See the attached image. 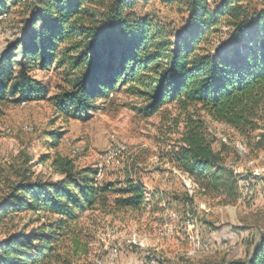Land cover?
<instances>
[{"label":"trees","instance_id":"trees-1","mask_svg":"<svg viewBox=\"0 0 264 264\" xmlns=\"http://www.w3.org/2000/svg\"><path fill=\"white\" fill-rule=\"evenodd\" d=\"M139 1L0 0V17L13 9L21 15L18 35L0 50V104L50 101L60 116L80 121L114 92L139 96L147 115L177 106L185 124L171 150L174 166L202 194L235 205L246 178L232 167L236 149L201 115L236 130L251 151H264V0H164L182 5L178 25L139 14ZM38 70L60 72L57 92L36 78ZM64 134L54 130L50 146L57 149ZM46 158L59 180L21 167L0 193V228L7 230L0 264H78L89 253L84 212L106 206L109 193L120 209L150 204L145 186L131 178L115 188L98 183V167H79L59 152ZM154 198L158 204L163 196ZM200 264H264V229L244 258Z\"/></svg>","mask_w":264,"mask_h":264},{"label":"rangeland","instance_id":"rangeland-1","mask_svg":"<svg viewBox=\"0 0 264 264\" xmlns=\"http://www.w3.org/2000/svg\"><path fill=\"white\" fill-rule=\"evenodd\" d=\"M181 8L164 0H140L136 11L178 25L185 17ZM20 19L18 9L0 19V50L18 35ZM35 76L52 93L63 84L56 70H38ZM144 104L137 95L114 92L98 102L99 109L88 121L66 120L50 101L0 104V193L9 180L18 179L21 167L29 168L34 177L59 180L51 159H41L59 152L79 167H98L99 184L112 183L117 188L131 178L145 186L151 200L144 209H120L117 195L109 193L106 206L100 203L84 212L81 224L90 239L89 253L78 264H109L110 253L111 264H200L244 258L258 231L264 229V151H251L236 130L202 113L209 131L236 149L232 167L246 176L239 181L240 201L219 204L218 199L202 194L172 162L171 150L184 129L185 114L167 105L147 115L142 111ZM54 130L65 133L57 149L50 146ZM119 143L128 147L126 152L117 150ZM245 180L255 189L250 200L241 195ZM155 194L163 196L158 204ZM6 231L0 228V237Z\"/></svg>","mask_w":264,"mask_h":264},{"label":"bare ground","instance_id":"bare-ground-1","mask_svg":"<svg viewBox=\"0 0 264 264\" xmlns=\"http://www.w3.org/2000/svg\"><path fill=\"white\" fill-rule=\"evenodd\" d=\"M127 149H128V147L123 143H119L117 146V150L119 152H126ZM100 175H101V170L98 171V176H100ZM254 195H255L254 187L252 185H250L248 180L243 181V183H242V196H243V198L246 200H250L251 198H253Z\"/></svg>","mask_w":264,"mask_h":264},{"label":"built area","instance_id":"built-area-1","mask_svg":"<svg viewBox=\"0 0 264 264\" xmlns=\"http://www.w3.org/2000/svg\"><path fill=\"white\" fill-rule=\"evenodd\" d=\"M3 16L0 17V19L2 18ZM27 103H23L22 105H26ZM108 263L111 264V253L108 257Z\"/></svg>","mask_w":264,"mask_h":264}]
</instances>
